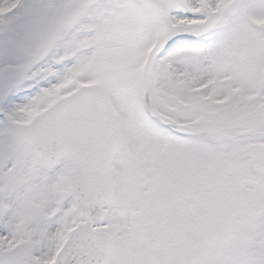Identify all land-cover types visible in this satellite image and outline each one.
Returning <instances> with one entry per match:
<instances>
[{"label":"snow or ice","instance_id":"6c2138e0","mask_svg":"<svg viewBox=\"0 0 264 264\" xmlns=\"http://www.w3.org/2000/svg\"><path fill=\"white\" fill-rule=\"evenodd\" d=\"M0 264H264V0H0Z\"/></svg>","mask_w":264,"mask_h":264}]
</instances>
